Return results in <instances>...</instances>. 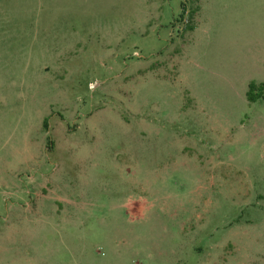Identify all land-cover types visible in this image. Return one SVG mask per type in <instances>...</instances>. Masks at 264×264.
<instances>
[{
	"label": "rangeland",
	"instance_id": "rangeland-1",
	"mask_svg": "<svg viewBox=\"0 0 264 264\" xmlns=\"http://www.w3.org/2000/svg\"><path fill=\"white\" fill-rule=\"evenodd\" d=\"M252 83L264 0H0V264H264Z\"/></svg>",
	"mask_w": 264,
	"mask_h": 264
},
{
	"label": "trees",
	"instance_id": "trees-1",
	"mask_svg": "<svg viewBox=\"0 0 264 264\" xmlns=\"http://www.w3.org/2000/svg\"><path fill=\"white\" fill-rule=\"evenodd\" d=\"M259 90L264 91V84L261 85L260 87H257L255 83H252L250 85L249 92L247 94L248 100L252 102L259 97L264 98V93H259V94L256 93Z\"/></svg>",
	"mask_w": 264,
	"mask_h": 264
},
{
	"label": "crops",
	"instance_id": "crops-1",
	"mask_svg": "<svg viewBox=\"0 0 264 264\" xmlns=\"http://www.w3.org/2000/svg\"><path fill=\"white\" fill-rule=\"evenodd\" d=\"M196 29V28H195ZM195 31V30H194Z\"/></svg>",
	"mask_w": 264,
	"mask_h": 264
}]
</instances>
